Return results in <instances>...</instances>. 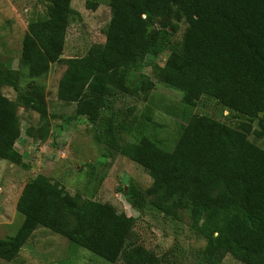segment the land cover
<instances>
[{"label": "trees", "instance_id": "1", "mask_svg": "<svg viewBox=\"0 0 264 264\" xmlns=\"http://www.w3.org/2000/svg\"><path fill=\"white\" fill-rule=\"evenodd\" d=\"M40 1L44 10L28 21L19 59L30 88L21 91L13 70L0 60V160L26 168L15 149L20 138L15 108L47 118L43 86L33 81L46 76L52 64L67 66L58 100L74 104L73 117L100 121L107 142L116 147L113 120L102 116L106 96L111 90L129 96L152 90L146 77L129 84L126 71H140L147 56L169 52L157 79L182 93L185 105L207 97L245 121L226 125L194 116L179 127L172 148L137 129V142L119 152L153 179L148 195L170 202H155L157 211L176 219L178 209L189 208L191 229L207 242L204 264H218L225 254L242 264H264V150L249 140L251 134L264 136V117L258 116L264 113V0H108L104 43L92 44L75 59L61 58L67 30L78 16L71 0ZM174 21L186 24L179 44L172 41ZM3 85L18 92L15 104L3 95ZM255 119L260 130L252 127ZM25 133L32 137L29 129ZM15 209L22 223L14 236L0 239V259L6 262L43 227L110 264H159L142 246L128 245L132 217L109 203L72 196L44 175L24 184ZM67 215L75 226L64 231Z\"/></svg>", "mask_w": 264, "mask_h": 264}, {"label": "rangeland", "instance_id": "2", "mask_svg": "<svg viewBox=\"0 0 264 264\" xmlns=\"http://www.w3.org/2000/svg\"><path fill=\"white\" fill-rule=\"evenodd\" d=\"M71 8L78 16L67 30L62 59L80 58L92 44L104 43V30L111 17L108 0H71ZM43 10L40 0H0V60L13 70L21 91L28 90L31 84L25 72L19 71L22 39L28 21ZM161 23L162 19L157 20L153 28ZM174 23L177 30L172 41L179 44L186 24L184 21ZM168 56L169 52L147 56L140 71H126L129 84L146 77L154 83L152 90L137 96L111 90L106 96L102 116L113 120L117 129L116 147L107 142L108 136L100 121H90L86 116L73 117L74 104L58 100V84L67 71L65 64H52L46 76L33 81L43 86L48 116L41 119L35 112L15 108L20 124L17 147L24 151L22 158L26 168L0 160V239L14 236L21 225L23 218L16 212V202L24 184L40 174L60 183L72 196L79 194L84 199L109 203L132 217L134 225L128 245L142 246L158 258L159 264H204L201 252L207 242L191 229L189 208L178 209L176 219L157 211L153 204L164 203L161 194L146 192L153 179L145 169L121 155L118 147L135 144L137 129L172 148L179 127L194 116H206L226 125L245 121V118L230 113L207 97H202L195 106L185 105L182 93L157 79ZM2 93L16 103L18 92L12 87L3 85ZM258 116L263 118L264 113ZM258 119L252 123L253 129L260 130ZM28 129L32 137L26 136ZM249 140L264 150V136L257 139L251 134ZM69 216L64 231L75 226V220ZM0 264L110 263L69 242L63 235L40 227L13 261L0 259ZM218 264L242 263L225 254Z\"/></svg>", "mask_w": 264, "mask_h": 264}, {"label": "crops", "instance_id": "3", "mask_svg": "<svg viewBox=\"0 0 264 264\" xmlns=\"http://www.w3.org/2000/svg\"><path fill=\"white\" fill-rule=\"evenodd\" d=\"M21 138H22V137H21ZM19 139H20V138H19ZM19 139H18V140H19ZM18 140H17V142H16V144H15V149H16L17 152H19L21 155H23V154H24V151H21V149H18V147H17V146L20 145V144L18 145V142H19ZM22 140H23V139H22ZM21 143H22V142H21ZM22 159H23V158H22ZM23 161H24V159H23Z\"/></svg>", "mask_w": 264, "mask_h": 264}, {"label": "water", "instance_id": "4", "mask_svg": "<svg viewBox=\"0 0 264 264\" xmlns=\"http://www.w3.org/2000/svg\"><path fill=\"white\" fill-rule=\"evenodd\" d=\"M263 114V112L260 113V115Z\"/></svg>", "mask_w": 264, "mask_h": 264}]
</instances>
